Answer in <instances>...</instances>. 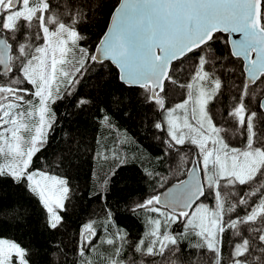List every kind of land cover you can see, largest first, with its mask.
<instances>
[{"label":"snow or ice","instance_id":"1","mask_svg":"<svg viewBox=\"0 0 264 264\" xmlns=\"http://www.w3.org/2000/svg\"><path fill=\"white\" fill-rule=\"evenodd\" d=\"M127 2L116 0L105 13L108 5L104 0H0V155L13 158L12 163L0 165V182L32 194L43 210L44 228L53 237L63 235L69 209L74 207L70 203L75 188L71 170L81 156L79 141L69 135L48 161L65 175H50L43 166L33 168V159L38 164L43 159L36 154L47 143V131L55 122L52 105L64 99L61 88L71 94L89 66L100 64L103 74L107 61L115 66L123 86L140 90L126 103L123 96L113 102L125 109L137 102L147 106L141 126L158 142L161 156L179 161L189 152L184 146L192 145L197 159L186 180L165 193L136 200L135 184L159 174L145 170L121 179L127 158L113 151L116 164L103 182L95 190H75L83 197L81 203L95 198L98 209L92 217L98 215L99 235L94 226L97 220L90 217L67 243L53 239L49 255L43 259L51 257L50 264H90L85 253L93 252L95 240L114 246L109 264H264V0H224L249 6L255 3L259 8L255 23L211 24L195 41L159 48L152 41L129 39L120 29L118 18ZM99 14H105L110 23L90 52L82 41L87 40L88 28ZM234 34H241L242 39L232 38ZM221 40L226 56L215 43ZM231 58L242 59L238 72ZM229 72H236L231 85L227 83ZM237 76L241 78L238 85ZM166 83L186 87V98L175 105L166 103ZM136 95L141 97L139 101ZM219 97L230 103L222 104L220 112L210 110V101ZM96 99L94 94L81 92L73 107L91 111L97 107ZM97 112L101 121H110V110L97 108ZM29 120H35L31 127ZM31 128L34 134L24 148L26 142L19 133ZM233 135L242 137L243 148L230 146ZM163 179L161 176L160 181ZM124 181L132 183L119 188ZM117 191L127 192L123 203L116 198ZM209 199L211 207L206 203ZM8 207L15 219L24 218L18 208ZM140 211L154 214L149 220L147 246L143 239L129 242L123 226L124 212ZM232 212L236 214L225 219ZM0 215L7 216L8 211L0 209ZM177 222L183 226L179 238L168 230ZM185 233L196 240L182 248L179 240ZM126 242L130 254L120 260ZM36 255L0 239V264H36Z\"/></svg>","mask_w":264,"mask_h":264},{"label":"trees","instance_id":"2","mask_svg":"<svg viewBox=\"0 0 264 264\" xmlns=\"http://www.w3.org/2000/svg\"><path fill=\"white\" fill-rule=\"evenodd\" d=\"M108 5V12L116 0H104ZM108 18L105 14H99L95 18V23L91 24L87 31V40L82 43H87L91 52L97 45V41L102 37L105 27L108 25ZM216 35H225L217 33ZM219 46V51L224 52L225 49L223 40L215 42ZM235 64L236 72L242 67L243 61L239 58H231ZM175 63V62H174ZM100 64L89 66L88 71L80 78V81L71 89V94L63 91V100H58L52 105L53 111L56 113L55 122L52 128L48 130L47 143L43 149L36 155L43 157L38 164L36 158L33 159L32 167H41L45 172L65 175L64 171H60L56 166H50L48 161H51L53 153H58L64 146L62 141L66 140L69 135H73L79 141V147L82 149L81 156L75 161L77 167L71 170V175L74 179L71 183L75 186L74 194L70 203L74 207L69 209L68 217L66 218V226L63 227V235H53L48 232L43 226V210L38 205L36 198L27 192H21L18 186L11 183L0 182V209L8 211V215H0V238L9 239L22 247L31 249L37 253L34 257L36 264H50V259H43L49 255V246L53 239L64 240L66 243L69 238L75 237L78 228L82 222L92 217L94 210L98 209L95 198L84 200L82 195L76 193V189L82 191L95 190L104 180L106 175L113 169L116 160L111 158L113 151H118L121 157L127 158V164L122 169L123 178L131 177L140 172L150 171L154 174L158 173L153 179L148 177L135 184L137 188L134 199L139 200L142 197L149 195L148 187L151 184H156L152 193L158 194L169 184L182 180L192 163L197 159L195 148L188 145L184 147L189 149L186 156L179 161L173 156H161L158 142L153 140L148 132L141 126L148 113L146 105L137 102L134 107L125 109L123 104H116L113 100L123 96L125 103L127 99L132 98V94L139 92L137 88L123 86L117 79V70L109 62L103 65V74H101ZM236 72H229L227 83L232 84V76ZM181 79L183 75L181 74ZM240 77L237 76L235 83L238 85ZM166 103L172 104L175 101L182 100L186 96V87L177 85H169L166 83ZM86 95H95L96 105L91 111H81L73 107V101L79 93ZM227 95H231L228 93ZM140 96L136 95L135 99L140 100ZM230 103L223 97L212 100L209 105L210 110L220 112L221 105ZM97 108L108 109L111 112L109 122H103L99 119ZM230 144H237L240 148L244 147L243 139L239 135H233L229 140ZM95 154V155H94ZM105 157H108L107 159ZM132 170H136L135 172ZM164 177L160 181V177ZM125 183L131 184V181H124L119 184V188H124ZM152 195V194H151ZM127 192L116 193V198L123 203ZM212 204L211 200L208 201ZM9 205L19 209V215L23 219H15L14 213L9 210ZM240 209L237 208L236 212ZM235 212L230 215H235ZM127 217L123 226L128 232L129 242H138L144 240V245L149 243L147 236L149 230V212L140 211L137 213L124 212ZM96 228L99 235L98 215ZM183 226L180 223H174L172 227L173 234L182 232ZM227 233V232H225ZM102 239V238H101ZM148 239V240H147ZM96 241L94 240L93 243ZM183 248L187 243L179 242ZM226 243V240H225ZM102 248L96 246L91 254L85 253L90 264H109L110 259L114 257V246L102 243ZM227 246V245H226ZM130 254V243L126 242L123 251L118 259L124 260Z\"/></svg>","mask_w":264,"mask_h":264},{"label":"water","instance_id":"3","mask_svg":"<svg viewBox=\"0 0 264 264\" xmlns=\"http://www.w3.org/2000/svg\"><path fill=\"white\" fill-rule=\"evenodd\" d=\"M258 14L259 8L255 3L249 6L226 3L224 0H179L172 3L128 0L118 19L120 29L127 38L142 42L152 41L159 48L162 44L176 43L183 46L195 41L205 34V27L211 24L220 23L226 26L244 20L255 23ZM232 38L242 39V36L234 34ZM160 54L163 55V52ZM198 175L203 178L202 172H198ZM187 178L186 174L180 181ZM180 181L169 184L159 194L165 193Z\"/></svg>","mask_w":264,"mask_h":264},{"label":"rangeland","instance_id":"4","mask_svg":"<svg viewBox=\"0 0 264 264\" xmlns=\"http://www.w3.org/2000/svg\"><path fill=\"white\" fill-rule=\"evenodd\" d=\"M58 67H59V65H58ZM63 91H64V88L62 87L61 88V94H63ZM187 90H186V96H187ZM186 96L182 99V100H178V101H175V102H173L171 105H175V104H177V103H180L181 101H183L185 98H186ZM211 102V101H210ZM209 105H210V103L208 104V108H209ZM189 107H191V105H189ZM26 122H28L29 123V125H30V127H31V125H33L34 123H35V120H29V121H26ZM6 127H10V126H6ZM20 135H22L23 137H24V140H25V142L26 143H24L23 144V147L24 148H27L28 147V144H27V141H29L30 139H31V136L34 134V128H31V131H29V130H22L20 133H19ZM9 135V139H10V134H8ZM47 135H48V131H47ZM230 144V143H229ZM188 146H190V147H192V148H195V146H192V145H188ZM230 146H235V147H239V146H237V144H230ZM196 149V148H195ZM196 152H197V150H196ZM13 162V158L11 157V155H8V156H4V155H0V165H7V164H9V163H12ZM46 173H48V172H46ZM48 174H50V175H56V174H51V173H48ZM204 174V173H203ZM157 184V183H156ZM156 184H151V185H149V187H148V190H149V196L151 195V194H153L152 192L154 191V188H155V185ZM207 204H208V206L209 207H211L212 206V204L211 203H209V202H206ZM226 207H227V205H226ZM154 214H152V213H149V216L147 217L148 218V220H150V218L153 216ZM228 215H230V213H228V214H226L225 215V219H227L228 218ZM174 226V223L173 224H171L170 226H169V228H168V230L173 234V231H172V227ZM96 227V226H95ZM164 229H163V225H162V228H161V231H163ZM182 231H183V228H182ZM148 232H149V230H148ZM173 235H175V234H173ZM177 235V234H176ZM225 235V240H226V243H225V252L227 251V243H228V241H227V237H228V233H225L224 234ZM147 236L149 237V240L148 241H150V239H151V237H150V235H148V233H147ZM178 238H179V236H178ZM0 239H6V238H0ZM6 240H8V241H10V242H13V241H11V240H9V239H6ZM196 240V237H194V236H192L190 233H185V235H184V237H183V239H180L179 240V242H182V243H187L188 245L189 244H191L192 242H194ZM94 244H96V246H99V250L102 248V243H94Z\"/></svg>","mask_w":264,"mask_h":264}]
</instances>
